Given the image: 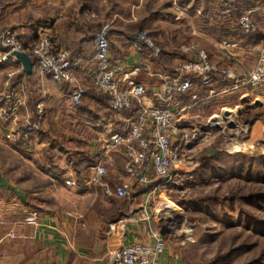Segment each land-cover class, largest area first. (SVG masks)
<instances>
[{
  "label": "rangeland",
  "instance_id": "obj_1",
  "mask_svg": "<svg viewBox=\"0 0 264 264\" xmlns=\"http://www.w3.org/2000/svg\"><path fill=\"white\" fill-rule=\"evenodd\" d=\"M8 1L12 0H0L2 3ZM172 7L171 0H108L107 5L98 6L97 16L92 17L91 9L79 3L75 12L72 7L65 12V19L59 20L58 28L69 33V28L74 25L80 35L74 43L60 46L69 49L73 58V48L76 50L79 44L80 49L89 52L94 35L104 28L109 43L108 33L115 39L122 35L128 40L142 32L146 33L151 43V48L144 46V51L153 56L158 51L155 57L163 58L167 67L169 54L182 58L192 49L206 52L210 49L215 53V63L220 64L219 42L224 35L231 36V33L225 34L223 28L199 27V33L192 35L188 27H198L199 17L195 13H189L188 17L186 12L180 26L175 27ZM79 9L85 10L79 14ZM72 17L76 21H71ZM181 26L187 28L182 29ZM0 30L9 31L1 27ZM175 33L178 35L176 41ZM236 35L239 36V32ZM206 36L208 38L204 39ZM41 39L47 38L39 37L29 47L18 38L17 43L24 50H30ZM258 42L257 39L260 46ZM6 54L5 51L1 57ZM231 66L227 65V71H232ZM11 68L22 69L19 65H12ZM238 72L237 75H241L242 72ZM75 76L74 86L85 92L89 85L93 92H98L90 82L88 85L81 84ZM231 85V82L227 83L226 94L213 97L210 103H197L182 114L178 132L173 135V147H179L178 157L173 162L168 182L158 181L161 187L149 199L146 187L133 188V192L125 198L104 193L106 186H115L120 182L118 162L113 166L112 163L107 164V172L97 185L87 184L86 171L91 162H88L81 177H77L76 166L81 157L87 162L92 150L106 151L102 144L108 136V127L113 130L120 128L122 122L118 115H123L114 114L106 103L85 102V95L81 106L97 113L99 118L103 115L106 120L110 119V124L105 126L98 117L94 122L91 113L86 120L70 123L79 112L68 106V97V108L65 103H46L45 114L38 122L35 121L39 123L38 128L25 148L14 144L0 130V173L14 181L35 208L66 217L62 220L65 224L76 222L81 228L97 225L102 236L113 239L121 226L116 222L126 220L133 212L137 215L143 213L148 218V227L161 233L165 239L169 238L176 247L183 245L182 252L191 262L264 264V209L255 206L256 197L264 196V174L256 167L257 157L264 156V91L247 93L244 90L245 93L241 94ZM151 92L144 89L143 96L152 97ZM181 101L186 100L181 98ZM132 109L135 110V107ZM23 110L24 107L20 110L19 120H28L22 116ZM57 111L61 118L48 121V117H55ZM34 112L36 114V109ZM180 130L188 133V145L181 140ZM233 143H251L252 146L235 150ZM110 151L120 154L123 160L124 147ZM49 161L64 169L61 176L52 174ZM260 162L259 165L264 167V163ZM74 213L77 217L72 215ZM79 215L82 217L80 222Z\"/></svg>",
  "mask_w": 264,
  "mask_h": 264
},
{
  "label": "crops",
  "instance_id": "obj_2",
  "mask_svg": "<svg viewBox=\"0 0 264 264\" xmlns=\"http://www.w3.org/2000/svg\"><path fill=\"white\" fill-rule=\"evenodd\" d=\"M258 1L234 0L236 9L229 16H225L217 12V4L214 0H171L173 4L172 8L174 9L175 27L180 26L179 23L182 22L187 12L188 17H190L189 13H195L199 17L198 27L194 25H189L188 27L192 35L199 33L197 29L199 27L223 28L225 29V34L231 33V36L224 35L223 39L219 42V58L222 60L220 64L215 63V53L211 52L208 48V50L206 49L210 65L213 69L214 80L210 87L213 93L209 94V88L201 87L198 83H195L190 93L180 98H175L174 102L187 103L189 94H196L199 97V102L197 103H210L213 97L217 98L220 95L226 94V85L232 79L247 75L248 70L256 63L258 51L262 47V44H264V33L260 31L256 35L242 38L240 35H236V33L238 34L236 22L241 10L246 7L255 6ZM0 3L3 5L0 7V27L2 29L8 28L15 32L19 41L26 47H29L31 42L34 43L35 39L46 37L52 44V47L55 46L53 49L60 50L63 49L60 45L74 43L80 35L79 32L76 33L77 30L74 25L69 28V33L59 30L58 22L65 19V12H68V9L71 7L74 10L73 12H75L76 5L80 3L89 7L92 17H96L98 6L100 8L105 3L107 5L108 0H12ZM175 8L183 12L180 19L175 18L177 15ZM79 10V14H81L85 9ZM70 20L76 21L74 17ZM185 27L181 26L182 29ZM96 34L94 35V39ZM177 36L176 39L174 38V41L178 40ZM206 38L208 36L204 39ZM94 39L91 40L92 45L89 52L80 49L78 47L79 44L76 50L73 48L74 52L72 51L74 58L79 60L76 75L81 84L84 85H88L90 82L95 68L92 64ZM108 39L111 46L109 60L112 64L148 65L149 71L140 73L136 77V80L149 92L161 91L163 86L168 82V78L171 77L177 63L183 58H192L194 56V49H192L190 54H181L182 58L171 53L169 54L170 62H168L169 65L167 67L166 63L164 64L163 58L158 59L155 57L156 54H159L158 51L157 53L155 52L154 56L152 54L147 55V51H144L146 50L145 47L135 49L130 46V42L137 39V36L134 39L128 38L126 40L121 35L115 39L112 37V34L108 33ZM257 39L261 47L257 45ZM232 42L237 45L235 47L227 46L228 43ZM182 50L186 49L182 48ZM5 51V48L0 45V57ZM228 64L232 65V71H227ZM12 65H19L21 67L16 58L7 64L0 62V79L2 78L4 69L10 68ZM244 65H246L245 68H242ZM238 70L242 72L241 75H237L239 73ZM244 70L245 72L243 73ZM151 74L152 76H149ZM21 79L24 81L27 92L26 105L21 113L24 118L34 121L33 119L36 115L34 112L35 103L41 91L46 93V103H65V107L68 108L66 99L70 90L69 85L64 83L57 84L49 76L38 77L34 73H32L30 79L22 73ZM245 91L247 93L255 92L250 90ZM238 92L241 94L245 93L244 90H238ZM84 93L85 102L106 103L109 108V100L105 98L103 102L99 98H95L93 96V89L89 85ZM181 98H185L186 101H181ZM143 99L144 102L151 104L159 102L157 98L148 96H144ZM87 111L94 115V122H97V113L94 114L89 110ZM136 114L137 112L132 110L125 112L123 115H118L119 120L122 122L121 127L119 125L120 128L115 130L108 127L107 133L125 129L129 125V122L135 118ZM84 116L82 113H77L73 116L74 119L70 123H73L74 120L76 122L82 121ZM101 117L98 118L105 126L108 123L110 124V119L106 120L103 115ZM56 118H61L58 111L55 117H52V115L48 117V121ZM89 158L91 165L101 161L110 163V165L112 163L111 166H113L114 163L118 162L120 166L118 173L122 172V156L114 154V151H110L109 153V151L94 149L89 153ZM60 169L63 173L64 169L61 167ZM86 172V177L88 178L89 170L87 169ZM72 215L76 216L75 213ZM63 219H66V217L62 214L47 209L35 208L24 192L16 186L14 181L6 179L0 173V264H110L111 252L115 247L119 248L135 242L146 241L151 238L154 231L143 220L127 222L121 224L116 231V237L110 239L101 235L97 225H88L87 228H81V225L78 226L76 222L74 224L73 222L65 224L62 222ZM81 220L82 217L79 215V222ZM116 223H120V221ZM161 238L165 241V248L157 256L155 264H197L189 261L184 256L181 249L183 245L180 244L176 247L172 244V241L170 243L169 238L165 239L163 235H161Z\"/></svg>",
  "mask_w": 264,
  "mask_h": 264
},
{
  "label": "built area",
  "instance_id": "obj_3",
  "mask_svg": "<svg viewBox=\"0 0 264 264\" xmlns=\"http://www.w3.org/2000/svg\"><path fill=\"white\" fill-rule=\"evenodd\" d=\"M214 1L220 15L229 16L236 9L234 0ZM175 11V18L180 19L183 12L176 8ZM236 28L242 38L256 35L260 31L264 33V0L241 10ZM105 29L97 33L94 39L92 64L95 68L90 83L98 92L109 97V108L114 114L132 111V107H135L137 114L125 129L111 132L103 140L102 145L106 151L124 147L120 182L112 187L106 186L104 193L107 196L125 198L133 192V188L146 187V196L149 199L161 187L158 181L168 182L171 167L178 157L179 147H173V135L178 132L177 126L182 114L199 102L196 94H189L187 103H176L174 99L190 93L195 83L210 89L214 80L213 69L206 51H194L192 58H183L177 63L161 91L151 92L152 97L157 98L159 102L146 103L143 99L144 88L136 77L149 71L148 65L112 64L109 60L110 43ZM17 42L13 31L0 30V43L7 53L0 58L1 63L14 61L15 57L10 56L13 51L25 52L31 58L32 73L49 76L57 84L69 85L71 88L67 104L74 109L79 107L84 91L74 86L79 60L71 57V51L53 49L47 39L37 41L30 50H24ZM131 45L135 49L151 47L146 33L142 32L138 34L137 39L131 41ZM236 45L234 42L227 44L229 47ZM0 80V129L14 144L18 143L25 148L37 130L38 123L29 119L19 120L20 110L26 104V88L21 79V68H6ZM231 84L235 90L264 91V44L258 51L256 63L247 75L235 77ZM208 93L212 94L213 90L210 89ZM45 95L46 93L41 91L35 103L38 117L43 116L46 108ZM180 131L181 140H185L187 144L188 133L185 130ZM107 164L110 163L99 161L90 165L87 184H99L107 172ZM139 220L149 223L145 214L137 215L133 212L120 224ZM164 248L165 241L160 233L153 232L151 238L146 241L114 249L111 252L110 264H155L157 256Z\"/></svg>",
  "mask_w": 264,
  "mask_h": 264
},
{
  "label": "trees",
  "instance_id": "obj_4",
  "mask_svg": "<svg viewBox=\"0 0 264 264\" xmlns=\"http://www.w3.org/2000/svg\"><path fill=\"white\" fill-rule=\"evenodd\" d=\"M32 77V74L30 75V76H27V78L28 79H30ZM93 96L95 97V98H99L101 101H105V98L107 99V100H109V97L108 96H106V95H104V94H102V93H100V92H93ZM37 99H38V96H37ZM76 110H78V112L79 113H82V114H84L85 116H84V118H83V120H86V116L88 115V114H90L87 110H86V108L85 107H82L81 105L79 106V107H77L76 108ZM44 114H45V111H44ZM44 114H43V116H44ZM38 116L36 115L35 116V119H34V121H39L38 119L40 118V117H38ZM42 117V116H41ZM38 125H39V123H38ZM84 158H82L81 157V162L78 164V166H76L77 168H76V171H77V177H81V175H82V173L84 172V170L86 169V167L88 166V162H91L90 160L89 161H87V162H84ZM256 160H258L257 161V168H258V170H259V172H261V174H264V167H261V164L259 165V163L258 162H262V163H264V156H260V157H257V159ZM260 162V163H261ZM49 168H50V171L52 172V174L55 176V177H57V176H61V173H62V171H61V169L59 168V167H57V165H55V163L53 162V161H49ZM138 189V188H137ZM257 199H255V206H257L258 208H261V209H264V196H258V197H256Z\"/></svg>",
  "mask_w": 264,
  "mask_h": 264
},
{
  "label": "water",
  "instance_id": "obj_5",
  "mask_svg": "<svg viewBox=\"0 0 264 264\" xmlns=\"http://www.w3.org/2000/svg\"><path fill=\"white\" fill-rule=\"evenodd\" d=\"M10 56L15 57L21 64L22 72L25 76H30L32 74V61L25 52L13 51Z\"/></svg>",
  "mask_w": 264,
  "mask_h": 264
},
{
  "label": "bare ground",
  "instance_id": "obj_6",
  "mask_svg": "<svg viewBox=\"0 0 264 264\" xmlns=\"http://www.w3.org/2000/svg\"><path fill=\"white\" fill-rule=\"evenodd\" d=\"M215 124H216V123H215ZM213 125H214V124H213ZM232 146H233V149L238 150V149H240V148L245 149L246 147H251L252 144H251V143H242V144H236V143H233Z\"/></svg>",
  "mask_w": 264,
  "mask_h": 264
}]
</instances>
